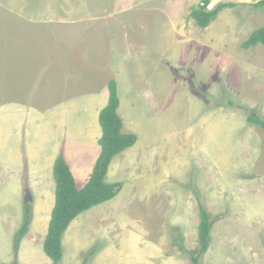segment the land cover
<instances>
[{
    "label": "rangeland",
    "instance_id": "obj_1",
    "mask_svg": "<svg viewBox=\"0 0 264 264\" xmlns=\"http://www.w3.org/2000/svg\"><path fill=\"white\" fill-rule=\"evenodd\" d=\"M259 1L210 0L238 6L201 29L190 13L203 0H27V13L59 14L58 27L38 29L9 16L17 0H0V264H52L54 163L62 155L79 181L93 168L111 80L138 141L117 156L132 222L115 236L100 229L113 233L101 247L113 237L123 255L98 258L195 264L202 203L212 225L198 264H264V131L247 119L264 118V46L242 48L264 26ZM97 15L103 24L83 20ZM78 252L89 253L82 242Z\"/></svg>",
    "mask_w": 264,
    "mask_h": 264
},
{
    "label": "trees",
    "instance_id": "obj_2",
    "mask_svg": "<svg viewBox=\"0 0 264 264\" xmlns=\"http://www.w3.org/2000/svg\"><path fill=\"white\" fill-rule=\"evenodd\" d=\"M237 6L238 4L236 3H222L211 10L209 9L210 0H203L200 6L192 9L190 18L201 29H207L225 9ZM253 7L264 14V0L255 3ZM259 45L264 46V26L255 30L243 42L242 48L249 50ZM108 90V104L99 114L102 136L98 142L101 152L87 184L81 189L78 188L73 172L62 155L54 163L53 177L56 183L55 204L44 242V252L51 259L52 264L62 263V240L71 224L85 212L113 200L120 194L123 187L122 183H107L110 166L118 155L135 146L138 141L136 134L124 132V122L118 112L121 101L116 80L109 82ZM247 113L248 122L260 127L264 131V118L252 110H247ZM30 210L31 206L26 204V220L19 230L17 246L21 245L28 231ZM199 215V253L196 256H192L195 264H198L199 259L209 250L212 225L211 216L202 203L199 204ZM94 253L95 251L90 255ZM90 258L86 259L84 264H87Z\"/></svg>",
    "mask_w": 264,
    "mask_h": 264
},
{
    "label": "crops",
    "instance_id": "obj_3",
    "mask_svg": "<svg viewBox=\"0 0 264 264\" xmlns=\"http://www.w3.org/2000/svg\"><path fill=\"white\" fill-rule=\"evenodd\" d=\"M3 1H10V0H3ZM17 3H18V7L16 8L18 9L17 12H11L12 15L10 14L9 16L11 18H14V16L17 17L20 20V22H22V24L27 23L28 25H31L33 27H38V29L39 27L43 29V27H53V26L58 27L60 25L59 24L60 22L59 14L52 13L49 15H42L40 14V12L27 13L26 11L23 10V6L24 4H27V0H17ZM73 17L74 15L68 14V18H73ZM83 20H85L86 22L90 24L100 25L104 23L102 21H105V18L99 17L97 15V17L95 16L84 17ZM26 26L27 25L25 24L24 25L25 30H22L21 28L22 34H25V35L27 33ZM123 121H124V128H125L126 127L125 120L123 119ZM100 152H101V148H100ZM100 152L95 159V163L100 155ZM119 159L117 157L113 161L110 167V171H109L108 178H107L108 184H115V183H120V182L123 183L122 178H120L121 173L119 171L116 172V170L119 169L118 167ZM66 161L70 166V162L67 159ZM121 161L123 162V160ZM93 164H94V161H93ZM93 168H91L87 173L85 172V170H82V169L78 172L80 173V178L83 179L82 181H79L77 173L74 172V170L71 168L73 175L75 177V180H76V184L79 189L83 188L87 184L89 177L93 171ZM124 174H126V171L124 172ZM55 186H56V183H55ZM123 188L124 189H122V192H120V194L116 198H114L113 200L107 203H104L98 206L95 209H92L84 213L82 216H80L76 221H74L71 224L70 228L68 229V231L66 232L62 240L63 260L61 264H84L86 261V258H88L90 253L97 249H100V251H98L99 253L95 256L94 258L95 260L91 258L88 264H104V261L101 258H98L102 256V254L104 253L111 254L114 260L116 259V257H121L123 255L122 253H117L115 251L110 250L112 247L120 248V245H118V243L116 244V240L113 239V237H111L110 239L113 245H109L106 248L101 247L102 243L107 241V238H109L108 236H112L113 233H110V234L108 233L107 235H105L107 231L106 232L100 231L102 226L108 224L109 226H113L112 232H114V236H115L120 231V228H119L120 224L127 225L132 222L131 219H129L130 218L129 214L127 212L125 214V211L122 210V206L124 204V196H125L126 191L129 188V185L127 184ZM55 190H56V187H55ZM54 204H55V199H54ZM54 204H53V207H54ZM51 215H52V212H51ZM96 215H99V216L103 215V216L96 217ZM66 240L71 241L74 244H76V245H73V248L76 250L72 253V255H69L67 253ZM79 242L83 243L84 250L89 251V253L85 255L86 258H84L83 260H82V256L78 252ZM128 256L135 258L134 253L132 252H130ZM126 263L132 264L129 261H126ZM119 264H122V259L120 260Z\"/></svg>",
    "mask_w": 264,
    "mask_h": 264
}]
</instances>
